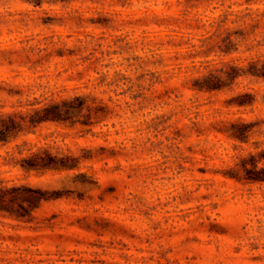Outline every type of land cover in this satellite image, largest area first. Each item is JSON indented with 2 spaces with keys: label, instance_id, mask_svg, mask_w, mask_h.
Returning a JSON list of instances; mask_svg holds the SVG:
<instances>
[{
  "label": "rangeland",
  "instance_id": "1",
  "mask_svg": "<svg viewBox=\"0 0 264 264\" xmlns=\"http://www.w3.org/2000/svg\"><path fill=\"white\" fill-rule=\"evenodd\" d=\"M258 60L264 0H0V186L49 196L0 212V264H264ZM46 150L78 166L22 169Z\"/></svg>",
  "mask_w": 264,
  "mask_h": 264
},
{
  "label": "trees",
  "instance_id": "2",
  "mask_svg": "<svg viewBox=\"0 0 264 264\" xmlns=\"http://www.w3.org/2000/svg\"><path fill=\"white\" fill-rule=\"evenodd\" d=\"M253 77L264 79V61H255L251 64L249 73ZM238 77L239 75H235ZM212 89L208 87V89ZM243 104H252L244 102ZM66 105V103L64 104ZM68 112L62 105H51L38 111L32 116L31 122L34 126H38L44 122H60L66 120ZM5 128L0 134V142L5 141L9 134H13L16 130V123L13 120L3 122ZM252 125L244 122L233 124L231 136L241 142H248ZM79 161L72 156H60L48 150L43 153L32 154L23 159L21 166L26 172H48L63 171L73 169L78 166ZM244 176L243 179L249 183H264V149L258 154H251L242 161ZM27 194V195H26ZM49 199L47 192L42 189L29 187H6L0 186V212L8 211L18 217L25 218L39 207V205ZM28 202L29 207H25L24 203Z\"/></svg>",
  "mask_w": 264,
  "mask_h": 264
}]
</instances>
